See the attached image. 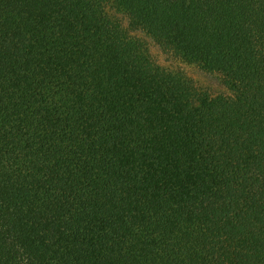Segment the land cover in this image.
<instances>
[{"label": "trees", "instance_id": "1", "mask_svg": "<svg viewBox=\"0 0 264 264\" xmlns=\"http://www.w3.org/2000/svg\"><path fill=\"white\" fill-rule=\"evenodd\" d=\"M0 264H264V0H0Z\"/></svg>", "mask_w": 264, "mask_h": 264}, {"label": "rangeland", "instance_id": "2", "mask_svg": "<svg viewBox=\"0 0 264 264\" xmlns=\"http://www.w3.org/2000/svg\"><path fill=\"white\" fill-rule=\"evenodd\" d=\"M108 12L118 17L122 20L123 24L126 27H129V19L128 17L123 14L122 11L118 10L115 7L108 6ZM131 34L143 39L150 50L152 58L161 66L178 70L183 72L187 76H189L195 83L196 86L202 88L204 90L209 91L211 94H220V93H227L228 89L225 83L222 80V76L220 73L216 71H210L207 68H204L198 64L188 63L184 60L176 57L170 52L164 50L153 37L145 33L140 29H131Z\"/></svg>", "mask_w": 264, "mask_h": 264}]
</instances>
